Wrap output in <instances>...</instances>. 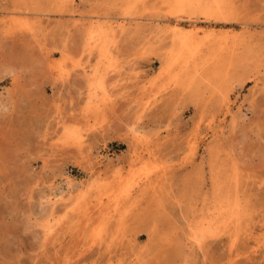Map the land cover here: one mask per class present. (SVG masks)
<instances>
[{
	"label": "rangeland",
	"instance_id": "rangeland-1",
	"mask_svg": "<svg viewBox=\"0 0 264 264\" xmlns=\"http://www.w3.org/2000/svg\"><path fill=\"white\" fill-rule=\"evenodd\" d=\"M195 4L0 0V264H264V0Z\"/></svg>",
	"mask_w": 264,
	"mask_h": 264
},
{
	"label": "bare ground",
	"instance_id": "bare-ground-1",
	"mask_svg": "<svg viewBox=\"0 0 264 264\" xmlns=\"http://www.w3.org/2000/svg\"><path fill=\"white\" fill-rule=\"evenodd\" d=\"M136 1V0H135ZM174 1H176L179 5H186V4H190V5H192V4H197V5H199L200 4V0H174ZM195 4V5H196ZM206 4V3H205ZM217 5V4H216ZM193 7V6H192ZM196 7H198V6H196ZM199 7H201V6H199ZM198 7V8H199ZM204 7H206L205 8V14L207 15V16H211V15H213L212 13H213V11H214V9L213 8H210V6H208V5H206V6H204ZM220 7V6H219ZM194 8H195V6H194ZM172 11H173V9H171ZM199 11V10H198ZM128 14V13H127ZM126 14V15H127ZM223 17V16H222ZM136 19V18H135ZM132 20V19H131ZM142 20V19H141ZM134 21V20H133ZM179 24V23H178ZM190 24V23H189ZM194 26V25H193ZM21 29V28H20ZM23 30V29H22ZM25 30V29H24ZM19 31V30H18ZM193 31L191 30L190 31V33H192ZM176 34H178V33H176ZM194 35V34H193ZM193 35H190V36H186L184 39H183V41H181L182 43V47H181V49L183 50V51H187V49H189V47H194L192 50H190L191 52L193 51H195L196 52V50H198V48L196 47V46H198V44H196V41L194 40V37H193ZM195 36V35H194ZM180 43V42H179ZM198 43V42H197ZM200 46V45H199ZM201 48V47H200ZM199 48V49H200ZM200 51H201V49H200ZM199 51V52H200ZM194 52V53H195ZM198 52V51H197ZM218 53V52H217ZM199 54V53H198ZM194 55V54H193ZM191 58V57H190ZM194 59V58H193ZM190 61H191V59H190ZM188 63V62H187ZM202 66V65H201ZM58 77V76H57ZM95 79V78H94ZM92 97H93V99H94V103H95V105H96V107L98 108V109H100V108H102L103 107V105L104 104H106V101H107V97L106 96H104L103 95V99H102V101L100 102V101H97L96 102V99H98V97H97V95L96 94H92ZM110 98V97H109ZM106 107H107V105H106ZM71 137V141H72V143L74 144V145H79V148H81V139H78V135H76V136H70ZM139 142V141H138ZM210 175H211V173H210ZM200 176V175H199ZM212 177V176H211ZM126 182V181H125ZM156 184V183H155ZM154 184V185H155ZM214 186V185H213ZM158 187V186H157ZM154 188H156V186L154 187ZM131 191V190H130ZM109 193V192H108ZM218 193H219V198H218V202H217V211L215 212V214L214 215H216V216H214V218L212 219V220H210L209 221V223H207L208 224V226H207V230L206 229H204L205 231H207V232H210V234L212 235V236H214L215 234H217L216 232V230H218L219 229V227H220V224H222L223 225V227H225V230H228V231H232V230H238L239 229V227H240V224H241V220H242V210H241V206H240V204L238 203L239 201H238V199H237V197L235 196L236 194L234 193V192H232V190L229 188V186H227V187H223V188H220V190L218 191ZM103 195V194H102ZM106 195H107V193H106ZM112 195V194H111ZM116 196V195H115ZM119 198V197H118ZM215 198V197H214ZM117 199V198H116ZM117 202H118V200H117ZM117 202H116V204H117ZM119 203H121L120 202V200H119ZM199 203V202H198ZM113 204H115V202L113 203ZM115 204V205H116ZM118 205V204H117ZM118 207H119V205H118ZM78 208H82L83 210H84V208H85V206L83 205V207H82V204H78L77 205V210H78ZM86 209V208H85ZM117 209V208H116ZM87 212V211H86ZM85 212V213H86ZM102 212H104V211H102ZM118 212V211H117ZM118 214V213H117ZM215 227V228H214ZM231 233V232H230ZM232 234V233H231ZM236 234V233H235ZM251 234V236L253 235L254 236V234L253 233H250ZM233 235H234V233H233ZM127 238V237H126ZM257 241V244H258V246H259V248H261V247H264V237L263 238H260V239H257L256 240Z\"/></svg>",
	"mask_w": 264,
	"mask_h": 264
}]
</instances>
